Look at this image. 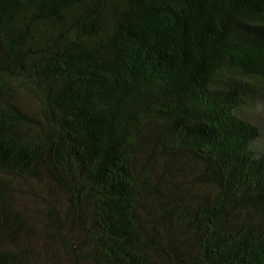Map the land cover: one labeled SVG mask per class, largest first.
Wrapping results in <instances>:
<instances>
[{
  "label": "trees",
  "instance_id": "trees-1",
  "mask_svg": "<svg viewBox=\"0 0 264 264\" xmlns=\"http://www.w3.org/2000/svg\"><path fill=\"white\" fill-rule=\"evenodd\" d=\"M257 101L264 0H0V264H264Z\"/></svg>",
  "mask_w": 264,
  "mask_h": 264
},
{
  "label": "rangeland",
  "instance_id": "rangeland-1",
  "mask_svg": "<svg viewBox=\"0 0 264 264\" xmlns=\"http://www.w3.org/2000/svg\"><path fill=\"white\" fill-rule=\"evenodd\" d=\"M254 92V91H252ZM254 97V96H253ZM264 101H257L254 108H249L248 115L262 130V135L254 143V147L258 150H264Z\"/></svg>",
  "mask_w": 264,
  "mask_h": 264
}]
</instances>
